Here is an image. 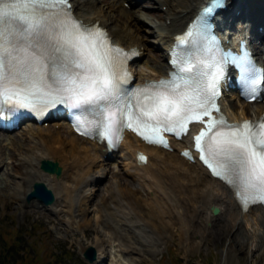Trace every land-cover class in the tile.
<instances>
[{
  "label": "snow or ice",
  "instance_id": "snow-or-ice-1",
  "mask_svg": "<svg viewBox=\"0 0 264 264\" xmlns=\"http://www.w3.org/2000/svg\"><path fill=\"white\" fill-rule=\"evenodd\" d=\"M121 55L127 53L112 47L105 32L71 16L69 0H0V101L89 106L99 112L97 126L109 141L127 128L167 147L161 131L180 137L189 123H203L206 130L194 138L200 160L238 199L254 192L264 202V119L232 125L212 116L219 112L215 98L227 54L208 72L198 71L191 59H178L170 79L131 97L119 90ZM234 59L245 73L251 70L244 67L246 56Z\"/></svg>",
  "mask_w": 264,
  "mask_h": 264
},
{
  "label": "rangeland",
  "instance_id": "rangeland-1",
  "mask_svg": "<svg viewBox=\"0 0 264 264\" xmlns=\"http://www.w3.org/2000/svg\"><path fill=\"white\" fill-rule=\"evenodd\" d=\"M110 1L98 0L97 6L102 7L105 11L121 14L117 21L121 24L129 18V12L121 13L118 9L119 6H108ZM139 5L144 7V12L152 19H155V12L163 14L160 8L151 6L154 5L152 0H141ZM123 7L128 10L125 5ZM134 24L133 27H143V29H139V32L149 40L148 49L145 51L142 61L134 65L140 74H146L149 69L142 64L146 63L151 54L157 52V48L151 40L154 39V33L146 32V29L153 31V28L142 22ZM157 59L162 60L161 57H157ZM234 102L233 105L227 104V109L239 111L243 103L238 102L237 99H234ZM258 106L249 104L248 110L252 112ZM61 125L57 128L50 124L42 129L49 132L55 131L54 133L70 139L72 135L67 133V127ZM12 135L23 138L28 136L26 142L31 147L35 145L37 139L36 136L32 137L27 133L26 129L18 130ZM133 143L135 142L130 140V144ZM81 144L90 147L91 150L94 149L87 142ZM4 148L5 145L2 143L0 145L2 156L5 155ZM16 149L11 157L5 158V160L13 162L11 163L13 169L9 172L8 168L11 165L7 167L5 164L2 169L0 168V174L3 175L0 185V255L5 249H10L12 257L17 259L14 264H89L81 253L90 244L102 253L99 264H264V252L259 255V252L248 250V247H244L238 253L235 250H228L229 237L227 239H225L227 237L225 235L218 237L216 235L218 227L211 229L210 234L201 235L200 230L204 229V225L190 224L188 222L190 215L188 213L180 214V208H175L172 203L166 205L167 213L156 219L155 210L152 207L155 205V189L152 188L146 176L130 173L120 157H116L114 162L103 161L105 172L76 192L81 202L84 196L83 192L91 193V198L85 203L88 208L86 212L71 213L68 209L71 197L66 194L62 196L66 204L59 205L62 201L59 204L55 201L50 205L56 208V211L28 207L22 212L20 206L17 207V205L23 204L22 198L18 194L20 191L19 178L12 174H16L18 170V167L14 165H19L14 162H17L18 157L22 153H26V150L18 147V143H16ZM154 153V157L161 161L167 157L163 152ZM100 158L96 156L94 163H101ZM56 160L64 167L66 173L71 172V168L64 165L59 158ZM173 162L175 163L174 167H186L180 159H174ZM82 164L87 166L88 163ZM10 173L11 175H9ZM50 178L44 181L56 195L60 189L56 187L59 180L65 184H72L71 181L69 182L70 179L66 180L64 176L58 179L55 176H50ZM114 180L116 181L115 188L112 187ZM24 184L22 185L24 186ZM111 189H113L114 198L110 197L112 201L109 202L106 195ZM23 200L26 201L25 196ZM108 202L118 210L113 211L110 207L106 208ZM129 205L132 212H129ZM60 208L61 210L58 211ZM207 210L210 214L211 210ZM120 214L125 216L120 218ZM118 218L124 224L129 220H138L143 223L140 225L146 227L140 232L141 239L144 241L140 243L143 246L140 254L132 253L119 256V242H128L127 238L134 235L130 230L128 236H121L117 223ZM205 226L212 228L211 224L207 222ZM137 228L139 227L137 226ZM251 246L254 247L253 242Z\"/></svg>",
  "mask_w": 264,
  "mask_h": 264
},
{
  "label": "bare ground",
  "instance_id": "bare-ground-1",
  "mask_svg": "<svg viewBox=\"0 0 264 264\" xmlns=\"http://www.w3.org/2000/svg\"><path fill=\"white\" fill-rule=\"evenodd\" d=\"M97 1L98 0H71L77 18L87 24L97 22L99 25L107 27L114 42L124 45L127 48L138 47L139 50L142 51V49L147 48L146 42H148V40L139 33V29H143V27H133L135 26L134 23L142 22L144 25H150L153 31L146 29V32H154V41L160 44L162 48L167 49L171 45L174 35L185 27L187 21L207 0H153L156 8L161 9V7H166L163 11V15L159 12H155V19H152V17L147 16L144 11L137 10L136 13L132 12L128 20H125L123 24H118L116 22V20L119 19L118 14L105 11L102 7L95 4L98 3ZM124 1H127L131 7L137 3V0H121L122 3ZM230 1L234 2V0ZM259 2L258 0H236L234 4L230 5V13L223 16L220 15V19L222 22L230 24L231 19L237 16L239 20L242 18L243 21L252 26L254 25L255 19L250 15L249 18H247L248 12L250 14L259 10L256 16L258 14L264 15V6L261 5L263 2H260V6L258 5ZM111 3L115 4L116 2L112 1ZM109 4L110 3H108V5ZM120 10L122 12L126 11L124 8H120ZM237 10L238 15H235V11ZM113 22L114 24L111 25ZM258 22L264 26V23L260 20ZM161 53L162 57H165V61L157 60L156 64L152 62L149 63L150 69L156 76L157 74H166L169 69L166 61L168 57L165 54V50ZM143 78L144 75L140 74L137 77V79L141 81H143ZM227 102L233 104L232 98L226 96L223 99V105L231 120L252 116V114H254L253 116H258L260 113L264 112V104L262 103L258 104V108L255 109L256 112L251 114L248 112V103H243L239 111H230L229 109L227 110ZM54 132L40 133L33 147L25 141L26 138L18 136V147L25 149L26 153H22L21 156L18 157L17 164H19V167L16 174H12V176L15 175V177L19 178L20 191L18 194L21 198L30 190L34 180L51 179L50 176L52 175H47L39 169V162L43 158H59L64 165L74 170L73 175L71 172V176L67 174L65 176L66 179H72V184H65L64 182L58 183V186L60 185L59 187L69 194L77 189L80 190L82 188L81 186L88 181H92L95 176L94 172L97 173V175L105 172L102 163H94V158L96 156L103 155L104 153H106V156L108 155V152L103 149L102 145L94 144L97 147V152H95L91 150L90 147L81 144L85 141L83 137L74 135L70 133L69 130L67 133L72 135L70 139ZM134 138L137 142V148L145 150L147 153L163 151L167 156L162 161L156 158L154 160V158L149 157L147 163H140L136 160L135 150L131 152V155L126 153L124 156L125 166L128 171L131 170L133 174L137 175H139V173L145 176L147 175L150 178V185L155 188L156 198L153 209L155 210L156 219H159L163 214L167 213L166 205L172 203L175 208H180V214L188 213V215H190L188 216L189 221L187 220L190 224L194 226H196V224L204 225L203 230L199 229L201 235L210 234L211 229L218 227V231L216 232L218 237L222 235L227 236L225 239L229 237L228 250H235L237 251L236 253H238V251H241L244 247H248V250L251 252H253V250L259 252V255L264 252V206H254L249 207L247 210H242L236 203L231 189L212 177L199 163L190 164V161L179 156L178 149L180 146H183L181 142H173L172 146L177 149L176 154L175 151L174 153H170L164 149L158 150L159 148L144 145L138 141L136 137ZM0 140H8V143L15 147L14 137L7 136ZM124 141L126 140L124 139ZM87 142L91 143L90 141ZM15 151L16 148L8 149L5 156L7 158L11 157ZM1 159L3 160L2 157H0V160ZM174 159L182 160L186 167H174ZM85 162L88 163V167L86 168H84V164H82ZM152 162L154 166L151 165ZM4 163L7 165L10 164L9 161L6 160H4L3 164ZM137 170L138 172H136ZM91 171L94 172L92 173ZM9 175H11V173ZM2 179L3 175L0 174V185L2 184ZM20 181H22V183H20ZM23 183H25L24 186L22 185ZM115 183L116 181L114 180V182H112L113 188L116 187ZM85 194H88L87 196L90 197V192ZM113 195V189L108 191L107 200H109V202L111 198H114ZM58 200H60L59 196L56 198V201ZM60 202L61 200L58 201V204ZM59 205H62V202ZM70 205L72 208L73 204ZM18 206H20L21 211L24 212L30 206L41 207L43 204L36 199H32L29 200L28 203L24 202L22 205H17V207ZM212 206L218 207V212L216 214L210 213V215L207 209ZM49 209L51 211L57 210L54 207H49ZM76 209L82 212L88 210L86 206ZM60 210L61 208L58 211ZM119 216L123 217V214ZM117 220V222L120 221L119 219ZM206 222L210 223L212 228L205 226ZM119 224L122 225V222L120 221ZM120 227V229L125 231L130 229L127 225ZM232 228H234V231L231 232ZM138 230L132 229V235L134 236L127 238L129 242L120 246V252L141 253L143 246L140 245V243L144 241H142L141 235L137 236L141 232ZM123 234H125V232H123ZM150 241H152V238H150ZM252 242L254 247L251 246Z\"/></svg>",
  "mask_w": 264,
  "mask_h": 264
},
{
  "label": "water",
  "instance_id": "water-1",
  "mask_svg": "<svg viewBox=\"0 0 264 264\" xmlns=\"http://www.w3.org/2000/svg\"><path fill=\"white\" fill-rule=\"evenodd\" d=\"M41 167L44 170L50 171V172H56L57 174H59L60 172V167L57 165V163H53L49 160H43L41 163ZM34 191L31 192V194L29 195V197H32L33 195H36V192L38 190H42L43 194H39L40 198L46 202H51L53 199L51 190L48 189L45 184L41 183V182H36L34 184ZM48 194V195H47ZM217 209L214 208V211H216ZM85 255L88 256L90 259L94 258L95 256V250L93 247L88 248V250L85 252Z\"/></svg>",
  "mask_w": 264,
  "mask_h": 264
},
{
  "label": "trees",
  "instance_id": "trees-1",
  "mask_svg": "<svg viewBox=\"0 0 264 264\" xmlns=\"http://www.w3.org/2000/svg\"><path fill=\"white\" fill-rule=\"evenodd\" d=\"M11 257H12V255H11L10 249H8V248L5 249V251H3V254L0 255V264H14V263H16L17 261L14 260L13 258L11 259Z\"/></svg>",
  "mask_w": 264,
  "mask_h": 264
}]
</instances>
